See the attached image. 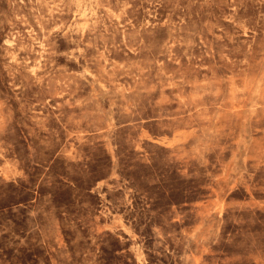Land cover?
<instances>
[{
  "label": "rangeland",
  "instance_id": "374dc122",
  "mask_svg": "<svg viewBox=\"0 0 264 264\" xmlns=\"http://www.w3.org/2000/svg\"><path fill=\"white\" fill-rule=\"evenodd\" d=\"M0 264H264V0H0Z\"/></svg>",
  "mask_w": 264,
  "mask_h": 264
}]
</instances>
